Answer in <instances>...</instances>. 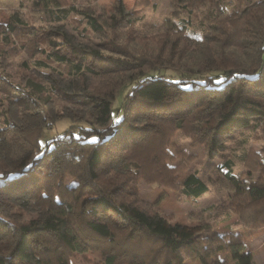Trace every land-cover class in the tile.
Here are the masks:
<instances>
[{
	"label": "trees",
	"instance_id": "16d2710c",
	"mask_svg": "<svg viewBox=\"0 0 264 264\" xmlns=\"http://www.w3.org/2000/svg\"><path fill=\"white\" fill-rule=\"evenodd\" d=\"M31 1L46 24L68 23L81 11L68 0ZM149 1L135 0V5L148 6ZM171 5L167 27L178 29L185 43H173L166 55L179 59L191 47L199 59L194 67L181 64L167 70L165 65L146 63L144 69L139 60L149 59L148 55H138L139 60L127 66L103 58L95 49L87 52L65 30L44 32L45 50L38 41L34 45L40 28L30 29L18 11L0 24L1 45L27 39L32 46L28 49L21 41L18 50L45 52L44 58L33 60L38 66H48L49 59L73 75L105 73L100 65H110L108 72L126 71L117 88L107 79V88L94 87L88 96L80 90L62 93L90 110L92 120L71 122L46 137L43 127L22 129L0 117L7 124L2 134L8 148L5 156L0 154V264H69L74 251L96 245L103 264H182L183 252L200 258L202 264H228L220 254L235 256L243 249L239 234L229 240L214 233L208 236L207 227L183 233L176 222L143 209L127 196L138 194L136 181L127 175L160 181L155 175L165 163L174 130L189 134L208 155L220 152L233 131L260 128L264 138V0H173ZM111 10L107 17L111 28L134 25L136 17L129 16L121 0ZM81 15L87 26L76 29L103 32L98 16L86 11ZM226 47L240 49L249 62L242 63ZM0 52L6 50L0 46ZM86 55L94 63L80 59ZM5 81L0 74L2 92L26 96L33 105L29 107L40 108L41 102L24 86ZM16 102L24 104L20 98ZM259 161L264 165V158ZM233 163L231 156L224 158L208 181L228 190L226 213L231 210L248 224H264V175L244 180L234 172ZM171 183L191 198L208 190L196 172ZM15 184L21 188L18 198L29 210L22 219L7 217L2 210L6 186Z\"/></svg>",
	"mask_w": 264,
	"mask_h": 264
},
{
	"label": "rangeland",
	"instance_id": "374dc122",
	"mask_svg": "<svg viewBox=\"0 0 264 264\" xmlns=\"http://www.w3.org/2000/svg\"><path fill=\"white\" fill-rule=\"evenodd\" d=\"M75 3L79 13L68 23L46 24L40 18L38 11H34L31 0H0V24L8 21L10 14L19 12L20 18L27 22L30 29L40 28L41 36L38 41L40 48H45L44 32L55 30H65L70 35L75 44L85 48L99 51V54L105 59H118L132 65L138 55H148L142 61L143 68L145 64L165 65L163 68L173 70L183 65V67H194L199 61L197 51L191 47L181 52L179 59L176 56L169 58L167 50L173 43L180 45L185 43V37L181 32L167 27L169 20V10L172 8L173 0H150L148 6L135 5V0H121L129 12L130 17H136L133 26L124 25V27L109 26L108 14L112 12V6L116 0H68ZM89 12L98 16L103 24V32L97 33L91 29L81 32L79 29L86 27L85 19L81 12ZM198 15L196 20H198ZM167 22V23H166ZM42 30V31H41ZM190 38L193 35H189ZM192 40V39H190ZM22 42H25L29 49L30 40H20L13 46H2L6 52H0V74L5 78V84L24 86L25 90L30 91L37 101L41 102L40 108H31L33 106L26 98L21 95L12 96L9 93L0 90V117L3 116L22 129L45 128L44 137L51 133L61 130L64 126L72 123H83V121L92 120L90 110L85 106L71 103L63 98L62 93H76L79 90L83 94H91L92 88H107L105 80L114 82L117 88L122 82L126 71L108 72L112 67L110 65H100L106 68L105 73H88L82 75L69 74L65 66L57 64L54 60H46L48 66H38L33 63L36 58H44L45 52H34L30 54L25 50H18ZM187 42L189 40H186ZM177 45H174L177 48ZM116 46V48H115ZM232 51L242 63L249 62L240 49L227 48ZM72 56V55H70ZM78 56H72L78 59ZM200 58L201 55H200ZM83 62L94 63L91 58L80 57ZM177 60V62H176ZM144 61V62H143ZM125 63H121L125 67ZM179 63V64H178ZM176 64V66H175ZM208 64H214L209 60ZM126 66V67H127ZM122 67H119L121 69ZM182 67V66H181ZM99 68V67H98ZM100 69V68H99ZM101 70V69H100ZM35 82L38 87H32ZM104 83V85H103ZM111 85V84H110ZM11 87V86H10ZM88 92V93H86ZM24 100V104L17 103L16 100ZM25 105V106H23ZM29 108V109H28ZM2 118V117H1ZM0 118V154L4 156L8 152L7 143L2 134L3 124ZM132 125H135L132 123ZM260 129V128H259ZM258 128H244L242 132L233 131L230 133V139L225 141V146L216 155H208L203 145L192 141L190 135L182 130H174L169 136L166 149L167 157L161 168H158L157 180L143 178L141 176L127 175L126 178H134L136 181L137 195L129 194L128 198L136 200L143 209L156 211L163 215L167 221L177 223L181 227V232L191 233L209 228L206 235L214 233L219 236H225L229 240L230 235L239 234L243 241V249L238 255H231L229 252L221 253L220 257L227 260L228 264H264V224L247 223L240 215L229 211L226 213V206L229 203L228 190H225L212 180L208 181V176L213 177L214 167L222 162L228 156L233 158V170L244 180L255 179V177L264 175V165L259 160L264 158V142L261 132ZM246 136L245 141L241 138ZM163 163V162H162ZM20 163H13L19 166ZM21 165V164H20ZM188 172H196L208 184V190L199 197L191 198L183 195L179 186H174L171 182L180 181L182 176ZM112 173V172H111ZM152 173H154L152 171ZM173 180L170 182V177ZM152 177V176H151ZM210 179V178H209ZM124 180V179H123ZM131 190L130 188H128ZM21 192L20 185H7L5 189L6 201L2 204V210L5 216L10 218L22 219L28 215L29 210H25L24 203L18 198ZM1 198V196H0ZM226 240V241H227ZM182 264H202L201 259L191 257L187 253H182ZM101 248L99 245L93 246L84 252H73L69 259V264H103L101 261Z\"/></svg>",
	"mask_w": 264,
	"mask_h": 264
}]
</instances>
